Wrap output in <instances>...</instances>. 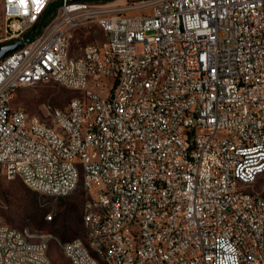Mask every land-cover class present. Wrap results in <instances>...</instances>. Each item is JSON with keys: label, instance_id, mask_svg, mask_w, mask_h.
<instances>
[{"label": "built area", "instance_id": "obj_1", "mask_svg": "<svg viewBox=\"0 0 264 264\" xmlns=\"http://www.w3.org/2000/svg\"><path fill=\"white\" fill-rule=\"evenodd\" d=\"M2 12L1 44H22L0 60V177L19 161L15 176L56 198L82 179L87 192L104 198L97 229L120 264H264V195L248 189L264 159V0H2ZM73 22L110 34L106 68L96 63L94 42L83 48L90 61L82 52L57 53V37ZM151 57L161 64L143 82V96L131 98L130 78ZM164 59L175 61L176 77L157 89ZM109 75H116L115 91L105 88ZM51 77L88 93L87 102L47 107L59 131L41 128L10 101L17 84ZM122 90H130L128 100ZM188 100H197L196 111H187ZM60 126L70 137L60 136ZM234 178L246 180L247 190L236 189ZM155 221L169 228L156 229ZM42 238V254L33 257L35 246H21L15 229L0 222L5 264L19 251L27 264H46L52 235ZM80 240L61 248L77 264H91Z\"/></svg>", "mask_w": 264, "mask_h": 264}, {"label": "rangeland", "instance_id": "obj_2", "mask_svg": "<svg viewBox=\"0 0 264 264\" xmlns=\"http://www.w3.org/2000/svg\"><path fill=\"white\" fill-rule=\"evenodd\" d=\"M137 1L139 0H92L88 2L128 6ZM55 5L56 3L49 8L53 6L54 10ZM52 13L53 11L46 14L45 11L36 25V30L46 24ZM138 13L131 11L129 14ZM2 37L3 12L2 0H0V40ZM100 39L101 33L97 25H85L77 31L70 53L78 55L88 42ZM77 95H79L78 92L57 82H38L19 88L11 99V106L23 109L29 117H38L42 121L52 124L47 107L65 109L70 99ZM248 189L264 195V174ZM92 196L93 194L85 190L82 182L69 195L56 198L29 188L19 176L12 179L0 178V218L9 226L30 234L32 240H39L44 234L52 235L48 241V253L53 264H71L70 259L62 250L60 242L80 238L87 243V229L83 222V213L85 203ZM49 215L52 216L51 219H49Z\"/></svg>", "mask_w": 264, "mask_h": 264}, {"label": "bare ground", "instance_id": "obj_3", "mask_svg": "<svg viewBox=\"0 0 264 264\" xmlns=\"http://www.w3.org/2000/svg\"><path fill=\"white\" fill-rule=\"evenodd\" d=\"M88 24H82L80 22H73L66 26L64 37H57L56 41V51L57 53H65V57H72L70 53L71 45L75 38L77 31L83 26ZM98 27V24H95ZM258 26H264V18H258ZM101 33L100 40H93L95 48L96 63H98L99 68H106L107 65V50L110 49V34L106 32ZM83 61H90V51H82ZM155 64H161V57H151V64H147L142 67L140 71L134 73L130 78L131 98H141L143 96V82L147 81V77L155 73ZM165 70H158V75H156V87L157 89H164V79L175 78L176 77V63L172 59H164ZM54 81L64 86V81L60 77L47 78H37L33 84L38 82H49ZM32 85L31 83H19L17 84L10 93V101L13 95L19 88ZM116 85V75H109L108 81H105V88L108 91H115ZM79 95L70 99L73 103H82L88 101V93H80ZM130 98V90H122L121 100H128ZM168 106H175V99H168ZM197 100H188L187 111H196ZM17 110H23L17 108ZM53 111H60L59 108H53ZM26 116L29 117L26 112ZM52 124H48L42 121L40 118L36 117V124L51 131H59V124L51 119ZM167 124H174V114H167ZM60 136L70 137V129L68 126H60ZM131 152H138V145H131ZM19 168V161H9L4 173H1L0 178L12 179L15 176V170ZM259 168H262V175L264 174V159L259 161ZM256 180H254L255 182ZM82 182V179H75L72 187V192L78 187ZM83 184V182H82ZM233 186L238 190H247L246 180L243 178H234ZM42 194L51 195V192H42ZM91 209V215H90ZM90 215V216H89ZM103 215H106V207L104 206V198H98L96 194L85 203L83 222L87 229V243L80 240L81 251L89 256L91 259V264H120L118 258H115V251L109 248V243L106 242L105 236H102V229H97V223L103 222ZM89 216V217H88ZM49 219L52 218L51 215L48 216ZM0 222H4L0 218ZM8 228H13L8 225ZM156 229H166L169 228V221H155ZM15 236H19L21 240V246H35L33 249V257H40L42 254L43 238L39 240H32L30 234L23 233L16 228ZM78 238L60 242L61 245L71 244L77 241ZM65 253V251H63ZM71 264H77L76 258H69ZM0 264H5L4 260V249H0ZM14 264H27V252L19 251V257ZM46 264H53L51 257L48 253V246L46 247Z\"/></svg>", "mask_w": 264, "mask_h": 264}, {"label": "water", "instance_id": "obj_4", "mask_svg": "<svg viewBox=\"0 0 264 264\" xmlns=\"http://www.w3.org/2000/svg\"><path fill=\"white\" fill-rule=\"evenodd\" d=\"M21 44L22 41L20 39H16L10 43L0 44V60L10 52L16 50L17 47Z\"/></svg>", "mask_w": 264, "mask_h": 264}, {"label": "trees", "instance_id": "obj_5", "mask_svg": "<svg viewBox=\"0 0 264 264\" xmlns=\"http://www.w3.org/2000/svg\"><path fill=\"white\" fill-rule=\"evenodd\" d=\"M84 1H92V0H84ZM104 1H108V0H104ZM52 5H54V4H52ZM50 6H51V5H50ZM48 8H49V7H48ZM51 11H53V6L46 10V14H47V13H50ZM33 35H34V34L29 35V37L31 38V37H33Z\"/></svg>", "mask_w": 264, "mask_h": 264}]
</instances>
